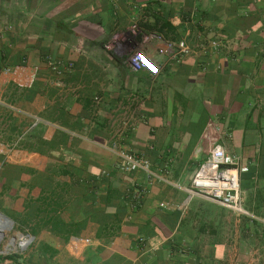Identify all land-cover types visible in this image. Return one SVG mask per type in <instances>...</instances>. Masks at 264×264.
Returning a JSON list of instances; mask_svg holds the SVG:
<instances>
[{
    "label": "crops",
    "instance_id": "obj_1",
    "mask_svg": "<svg viewBox=\"0 0 264 264\" xmlns=\"http://www.w3.org/2000/svg\"><path fill=\"white\" fill-rule=\"evenodd\" d=\"M181 41L191 52L178 60L167 44ZM134 48L157 76L130 67ZM48 59L74 67L56 75ZM0 62L40 69L31 87L0 82L3 125L21 144L11 167L45 190L64 179L63 218L88 223L68 239L45 226L57 250L41 252L46 264H264L263 223L186 190L220 144L249 168L244 208L264 216V0H0ZM126 115L120 146L166 167L169 183L116 168L105 146Z\"/></svg>",
    "mask_w": 264,
    "mask_h": 264
},
{
    "label": "built area",
    "instance_id": "obj_2",
    "mask_svg": "<svg viewBox=\"0 0 264 264\" xmlns=\"http://www.w3.org/2000/svg\"><path fill=\"white\" fill-rule=\"evenodd\" d=\"M155 38L161 39L159 35L153 34ZM150 38L147 36L145 41ZM213 49L220 48V42L213 40L210 43ZM168 48L173 52V57L181 59L184 55L191 52L190 48L184 41L179 43H168ZM49 68L56 74L61 75L64 71L71 70L74 67L72 62L48 59ZM130 67L135 70H145L152 76H157L161 72V67L150 56L140 49L134 48L128 58ZM38 66L28 65H5L0 62V82L4 77H9L8 81L19 87H31L39 74ZM98 100V98H96ZM1 102V100H0ZM133 126L130 115L121 119V127L113 135L111 144L105 147L117 155L116 168L123 173H132L142 171L146 174L149 183L170 182L167 178V168L153 167L152 162L146 156L126 150L120 146V140L124 136V128L128 129ZM249 171V168L241 163L240 157L228 153L220 144L215 145L208 158L199 165V168L189 187L186 188L189 200L200 198L215 202L226 207L238 215H246L255 221L264 224V216L255 215L243 206L241 176ZM106 173V172H104ZM143 189L135 190L131 195L132 207L136 208L143 198ZM144 241L143 238L140 239ZM25 245L21 246L26 249L32 243L33 237L28 234L25 237ZM89 243V239L84 240Z\"/></svg>",
    "mask_w": 264,
    "mask_h": 264
},
{
    "label": "rangeland",
    "instance_id": "obj_3",
    "mask_svg": "<svg viewBox=\"0 0 264 264\" xmlns=\"http://www.w3.org/2000/svg\"><path fill=\"white\" fill-rule=\"evenodd\" d=\"M3 100L9 103V99L3 98ZM1 117L5 118V120L0 122V143L5 144V146H2L3 152L1 154L4 156L6 165H2V162H0V213L7 216L12 221L13 226L10 230L4 233L0 239V251L2 252H0V255L6 256L8 254H17L21 257L23 263L46 264V259L41 256L42 245L46 244L41 240V237L46 227L42 224L40 228H36L37 235H35L33 230L36 227V220H31V218L28 217V212L24 208L27 203L26 196L29 195L28 199H33V196L39 194L41 188L36 186L38 189L35 188L37 191L34 192L35 189H30L29 186L23 187V182L24 184L29 183L32 179L30 181L20 179L15 167L13 168L9 166L11 164L9 161V155L13 150L19 148L21 144L19 147H16L15 144L12 146L14 141L10 138L9 127L3 125L4 122L9 121L10 118L9 112L4 106L0 107V118ZM12 177H17L19 180H15L14 186L10 189L11 186L8 181ZM65 185L66 182L64 179L57 177L53 179L52 187L57 189V191H60L61 187L64 188ZM21 191L24 193L23 195H21ZM19 194L21 195V199H18ZM11 214H13V218L10 216ZM28 234L32 235L33 241L26 249H23L21 247V241H23ZM19 235H21V237H19ZM14 237H17L16 244L7 248L10 240ZM0 264H11V260H0Z\"/></svg>",
    "mask_w": 264,
    "mask_h": 264
},
{
    "label": "trees",
    "instance_id": "obj_4",
    "mask_svg": "<svg viewBox=\"0 0 264 264\" xmlns=\"http://www.w3.org/2000/svg\"><path fill=\"white\" fill-rule=\"evenodd\" d=\"M170 27V25H167ZM173 28V27H172ZM0 162H2V165H6L4 156L0 154ZM11 167V165H9ZM21 173H29L33 170L28 169L27 167H21L20 168ZM54 179V178H53ZM53 179H49V187L48 189L42 188V182L43 177L38 174L34 178H32L31 182L29 183H22V186H29L30 189H34L36 186H39L40 191L37 196H33V199H28L29 195L26 196L27 203L25 204L24 208L28 212V217L31 218V220L35 221V229L34 234L37 235L36 228H40V226L43 224V216H45V226H50L49 231L54 233H59L61 237L64 239H68L71 235H82V233L87 230L88 223L86 220H82L81 222H73V221H65V218H63V213H68V211L64 210V207L66 204L62 202L65 195L59 194L57 189L52 187ZM19 180V178L12 177L9 179L10 189L14 186V181ZM96 179H84L80 178L77 181V184H87L90 185L91 182H94ZM48 181V180H47ZM44 190V191H43ZM28 191V190H27ZM21 191V195H23ZM132 192H130L127 197L125 196V199L127 202L131 201L130 195ZM21 195L19 194L18 199H21ZM36 197V198H35ZM61 198V199H60ZM127 198L129 200H127ZM130 204V203H129ZM62 209V210H61ZM65 211V212H64ZM13 218V214L10 215ZM72 219V218H71ZM55 244L50 242L42 245L41 252L49 253L50 256H53L55 253H57L56 248L53 247ZM47 260L50 259V257H46ZM0 260H11V264H29L28 262L23 263L21 261V257L17 254H8L6 256L0 255Z\"/></svg>",
    "mask_w": 264,
    "mask_h": 264
},
{
    "label": "bare ground",
    "instance_id": "obj_5",
    "mask_svg": "<svg viewBox=\"0 0 264 264\" xmlns=\"http://www.w3.org/2000/svg\"><path fill=\"white\" fill-rule=\"evenodd\" d=\"M12 226H13L12 221L8 217L0 213V239L4 233H6L8 230L12 228ZM19 237H21V235H19ZM16 241H17V237L12 238L7 248L14 246L16 244ZM21 242H22L21 246H24L26 243L25 239Z\"/></svg>",
    "mask_w": 264,
    "mask_h": 264
},
{
    "label": "water",
    "instance_id": "obj_6",
    "mask_svg": "<svg viewBox=\"0 0 264 264\" xmlns=\"http://www.w3.org/2000/svg\"><path fill=\"white\" fill-rule=\"evenodd\" d=\"M7 217V216H6ZM1 252V251H0ZM2 253V252H1Z\"/></svg>",
    "mask_w": 264,
    "mask_h": 264
}]
</instances>
